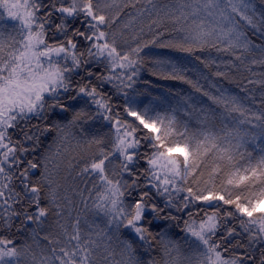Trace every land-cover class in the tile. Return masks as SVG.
<instances>
[{"label":"snow or ice","instance_id":"1","mask_svg":"<svg viewBox=\"0 0 264 264\" xmlns=\"http://www.w3.org/2000/svg\"><path fill=\"white\" fill-rule=\"evenodd\" d=\"M0 9L15 22L0 29V264H145L137 251L156 241L152 221L180 219L166 214L170 209L187 212L186 236L161 238L163 264L252 260L247 252L225 255L264 242V155L253 162L245 147L264 139V71L255 70L264 69V45L254 44L245 28L264 34V14L256 16L251 0H0ZM122 16L127 20L120 23ZM165 33L171 38L162 40ZM150 47L182 54L206 69L214 65L212 76L236 83L241 92L259 88V105L248 106L245 100L253 97L219 88L213 94L186 75L190 69L179 57L153 55L151 75L187 84L211 104L198 107L191 97H180L196 127L177 119V109L150 115L153 109L139 107L136 96L143 93L134 88L145 64L141 53ZM222 56L229 59L218 60ZM93 63L102 72L88 67ZM80 72L74 84L72 76ZM106 84L123 95L121 104L102 90ZM81 98L84 106L73 109ZM69 111L67 124L28 126L32 119L48 121L49 114ZM96 117L110 131L88 138L81 128L85 139L71 145L73 128ZM53 133L55 150L40 151L41 137ZM71 171L90 178L92 186L69 191L63 181ZM88 213L104 217V227ZM50 215L56 230L41 235ZM223 219H239L242 232L230 227L213 239ZM28 223L36 225L34 246L17 245L6 233ZM124 232L134 239L121 238ZM242 234L247 246L239 240L223 246ZM147 264L161 262L150 258ZM258 264H264V249Z\"/></svg>","mask_w":264,"mask_h":264},{"label":"trees","instance_id":"2","mask_svg":"<svg viewBox=\"0 0 264 264\" xmlns=\"http://www.w3.org/2000/svg\"><path fill=\"white\" fill-rule=\"evenodd\" d=\"M258 1L264 2V0H258ZM47 3L48 2H46V4ZM126 11H133V10H126ZM126 20H127V16H122L120 23H123ZM74 26L79 27L80 26L79 21L74 22ZM137 27H139V24H137ZM245 28L248 37L253 41L254 44L264 45V34H261L260 32H256L255 30H252V28L247 26ZM161 31H163V29H161ZM49 35H51V33H49ZM170 38L171 37L167 33H165V35L161 37L162 40L170 39ZM145 39H151V34L146 35ZM79 44L82 45V42H79ZM141 55L145 56V64L141 69L139 77L137 78L138 83L134 85V88L137 93H143V95L136 96L141 98L144 97V99L137 100L138 102L142 101V103H139V107L143 108L145 105H148L153 109V111L150 112V115H155L157 113L161 115H165L172 113L173 109H177V111L174 113L177 119L181 121H188L191 127H196L195 119H191L189 116L184 114L183 109H185L186 106L179 102L180 97L181 96L191 97L190 102L195 103L198 107L201 105L209 106L211 104V102L207 99V97H202L199 93L194 92L193 89L187 84L180 83L179 81L161 80L151 75L150 69L153 67L151 63V58L153 55L169 57L172 58L173 60H176L179 57L181 62L187 64L190 69V71H188L186 75L190 79L199 80L200 84L205 89L212 92L213 94H217L216 89L219 88L222 90H226L228 93L236 95L241 98H244L246 96L253 97V99L245 100V103L253 108H255L260 103L259 88H257L255 92H247V93L241 92L240 87L236 83L229 82V80L223 78H217L212 76L211 73L217 70L214 65L212 66L211 69H206L204 68L203 65L199 64L194 59L183 57L182 54L175 53L168 49H160L156 47H150L148 49H145L144 52L141 53ZM204 55H207V53H204ZM211 55L213 57H216L217 54L213 52L211 53ZM220 59L226 61L229 59V57L227 56L218 57V60ZM88 67L92 68L94 72H102V70L99 69L98 67H92V66H88ZM220 70L226 71L227 69L222 67ZM255 70L264 71V69H260V68ZM83 75H84L83 72L76 74L72 78L73 83L75 84V82L78 81L80 77ZM231 75H236V74L235 72H232ZM204 77H207V79H204ZM92 79L93 82L95 83L96 82L95 77H93ZM144 81H147L148 83L145 84ZM210 84L215 85V87H210ZM102 90L106 92H110L112 94V98H113L112 102L114 104H121L123 102L124 100L123 95L116 93V90L112 88L110 84H106ZM127 91H131V90H127ZM133 95H135V93H133ZM84 104H85V100L81 98L78 99L77 101L72 102V108L77 109L83 107ZM86 110L93 114L96 112L95 108L90 105ZM116 111H122V109L117 108ZM187 111L191 112V109H187ZM49 117L50 118L48 121L32 119L28 122V126L31 127V125L39 124L40 128H43L45 123H51L53 121L67 124L68 121L72 119V111L66 113L57 112L54 114H49ZM128 119H132V118L129 117ZM81 128L83 129L84 133H86L88 138H90L92 135L95 134L102 135L110 131V125L107 122L103 121L101 117H96L93 120L88 121L87 123L81 122L80 125L73 128L72 130L75 134V139L70 141L71 145H75L76 140L83 141L85 139V136L81 134ZM54 135H55L54 133L50 135L46 134L45 136L41 137L43 143L40 151H44V149L48 148L49 146H51L53 150H55V145L53 144ZM245 147L247 151L253 153V162H255L256 159H259L261 155H264V152L261 151L262 149H264V139H259L254 144L248 143L245 145ZM85 180H88L87 185H85L84 183ZM63 183L65 184V187H67L70 191L72 188L84 189L86 187H91L93 181L88 177H78L76 176L75 171H71V173L67 175V179L64 180ZM84 195L85 196L88 195L87 191L84 192ZM92 195L94 196L95 192H93ZM183 195L184 194L181 193L180 197L177 198V203H179V200L180 198H182ZM73 198L79 201V196L74 195ZM158 199L159 198H156V202H159ZM89 203H91V201H89ZM229 207L230 206H223L224 210H228ZM206 210L208 212L212 211L211 208H208ZM193 211L195 210L193 209ZM75 214L76 213L74 212L73 216H75ZM166 214L178 216L180 217V219L178 221L158 220L159 222H155V223L152 221L151 230L154 234H158L156 237V241L152 242V247L154 245L156 246L159 241L161 242L162 237L164 239L168 235L169 237L174 236L172 235L173 233H175L173 231L176 230V228L181 227L182 224L184 223V220L188 219L187 212L181 213V212H177L175 209L167 210ZM200 215H203V213H200ZM221 216H223V211L221 212ZM99 217H100L99 215H93L92 213H88V218L90 221L94 220L96 224L100 225V227H104L106 221L99 222L98 219ZM196 218H199V216H197ZM55 220L56 217L52 215L46 218L41 235H43L45 232H52L56 230L55 225L53 223ZM19 223H20L19 220L15 221V224L18 225ZM220 224L221 226L220 229L218 230L216 239H219L221 236H224L227 228L230 227H235L236 231L240 232L239 219H223L220 221ZM35 227L36 225L28 223L24 225V227L21 228L19 231L16 230V227H13L11 232L6 234L10 238H13L17 245L33 244L34 246L32 229H34ZM125 237L129 239H134L133 235L129 232H124L123 237L121 238H125ZM37 239H39V237H37ZM237 240H239L242 244L247 246V242L245 241L242 235L229 237L223 246L228 247L231 244H235ZM40 243L42 246L46 244L45 241H40ZM262 249H264V243L258 242L254 247L235 248L230 250V252L228 253L232 254V252H235L237 254H242L247 252V254L252 257V261H255L258 264ZM137 256L144 261L146 259V256H151V254L147 255L146 253H144L141 247L137 251Z\"/></svg>","mask_w":264,"mask_h":264},{"label":"rangeland","instance_id":"3","mask_svg":"<svg viewBox=\"0 0 264 264\" xmlns=\"http://www.w3.org/2000/svg\"><path fill=\"white\" fill-rule=\"evenodd\" d=\"M43 2L46 3V2H48V0H43ZM260 2H261V1H260ZM260 2H259L258 0H251V3H252V5H253L254 11H255V14H256L257 17H259V16H261L262 14H264V2H261V3H260ZM0 15H4V16H5V19L0 20V29H5V30H10V29H12V28L14 27L15 22H13V21L7 19V17H6V13H4V10H3V9H0ZM53 19H56V18L54 17ZM57 22H58V20H57ZM245 27H246V26H245ZM252 30H254V29H252ZM261 34H262V33H261ZM49 36H51V35H49ZM62 38H63V37H60V36H57V37H56V39H62ZM79 46L82 47L83 45H80V44H79ZM69 63H70V61H69ZM88 66L98 67L99 69L103 70L102 66H96L94 63H93V64H90V65H88ZM75 75H76V74H74V75L72 76V78H73ZM103 87H105V85H104ZM136 99H137V100H141V99H144V97H143V98H141V97H136ZM90 106H93V107L95 108L94 105H90ZM95 110H96V108H95ZM158 201H159V202H157V203H159L161 206H163V200H162V198H159ZM256 215H260V213H257ZM148 218L151 219V214H149V217H148ZM98 219H99V222H101V221H106L105 218L102 217V216H100ZM245 219H247V218H245ZM196 220H197V223H198V222H199V218H196ZM153 222L155 223V222H159V221H158V220H153ZM183 227H184V223L182 224L181 227H178V228H176V230L173 231V232H175V233L172 234V235H174V236L169 237V235H168V236H166V237L164 238V240H167V239H174V240H177V239H180L181 237H185L186 234L182 231ZM239 228H240V227H239ZM240 232H242L241 229H240ZM129 233H130V232H129ZM131 234H132V233H131ZM132 235H133V234H132ZM242 236H243V238L245 239V241H246L247 244H248L247 235H246V234H242ZM213 239H216V237H214ZM139 243H142V242H139ZM261 243H264V242H261ZM162 245H163V241L161 240V242L159 241V242L157 243L156 246L154 245V246L152 247V245H151V247L148 248L147 245H144V246L142 247V250L144 251V253H146L147 255H150V254H151V256H146V259L144 260L145 264H147V261H148L150 258H155L156 260L160 261L161 264H163V259H164V257H163V246H162ZM145 248H148V251H145ZM185 253H186V254H190V253L187 251V249H185ZM225 255H226V256H229V255H231V254H230V253H225ZM245 264H257V263H256L255 261H252V260H246V261H245Z\"/></svg>","mask_w":264,"mask_h":264}]
</instances>
